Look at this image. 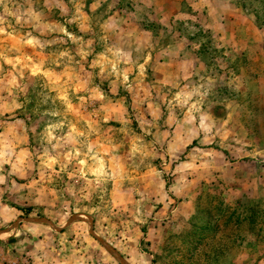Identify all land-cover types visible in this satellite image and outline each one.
Instances as JSON below:
<instances>
[{
  "label": "rangeland",
  "instance_id": "rangeland-1",
  "mask_svg": "<svg viewBox=\"0 0 264 264\" xmlns=\"http://www.w3.org/2000/svg\"><path fill=\"white\" fill-rule=\"evenodd\" d=\"M0 264H264V0H0Z\"/></svg>",
  "mask_w": 264,
  "mask_h": 264
},
{
  "label": "clouds",
  "instance_id": "clouds-1",
  "mask_svg": "<svg viewBox=\"0 0 264 264\" xmlns=\"http://www.w3.org/2000/svg\"><path fill=\"white\" fill-rule=\"evenodd\" d=\"M5 8L7 6L5 5ZM28 44H33V40L29 39ZM8 64L19 63V61L14 62L13 60H7ZM35 75V72L33 73ZM124 79L127 80V75L125 74ZM55 115V113H54ZM53 128L62 127V125H53ZM49 136H51V130L49 131ZM91 132L88 128L83 130H77L76 125H72L71 131L68 133L65 143L71 144L72 149L67 152V158L70 161H75L78 165H84L89 169H97L110 166L111 157L108 152L104 151L103 146L99 144L98 141H92L90 139ZM55 139V137H52ZM51 142V141H49ZM63 147V145H58ZM56 147V146H54ZM7 162V161H6ZM95 174V173H94Z\"/></svg>",
  "mask_w": 264,
  "mask_h": 264
}]
</instances>
